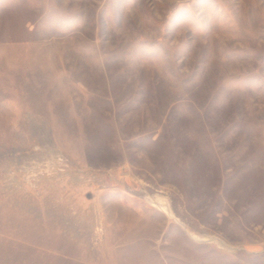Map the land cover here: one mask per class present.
<instances>
[{
  "label": "rangeland",
  "instance_id": "374dc122",
  "mask_svg": "<svg viewBox=\"0 0 264 264\" xmlns=\"http://www.w3.org/2000/svg\"><path fill=\"white\" fill-rule=\"evenodd\" d=\"M0 264H264V0H0Z\"/></svg>",
  "mask_w": 264,
  "mask_h": 264
}]
</instances>
